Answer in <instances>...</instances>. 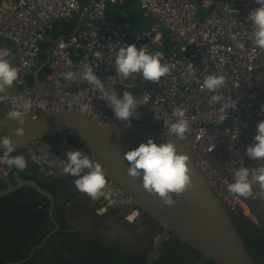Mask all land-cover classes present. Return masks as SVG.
Here are the masks:
<instances>
[{"label": "built area", "instance_id": "1", "mask_svg": "<svg viewBox=\"0 0 264 264\" xmlns=\"http://www.w3.org/2000/svg\"><path fill=\"white\" fill-rule=\"evenodd\" d=\"M137 1L145 19L154 22L146 30L107 12V5L121 6L125 0H0V49H9L10 44L9 50H16L20 70L16 89L7 90L6 99L0 101V118L19 108L26 114L71 109L103 121L118 120L95 87L82 78L87 62L119 97L124 91L136 97L140 105L131 122L140 127L167 132L176 120L174 109L183 108L190 131L180 141L194 152L195 163L229 212L246 215L258 225L246 198L230 193L227 186L234 182L238 168L264 164L246 155L247 147L255 142L256 125L264 121V114H258L264 111V50L254 45L248 21L250 12L260 5L255 0ZM56 24L65 25L66 30L53 39L48 32ZM163 30L178 54L165 53ZM46 40L47 72L37 81L35 72L45 61L41 45ZM238 43L244 47H237ZM130 44L160 53L161 63L171 65L170 74L159 84L144 80L140 73L128 79L117 76L116 53ZM67 72L74 73L76 79H65ZM211 74L226 76L217 93L203 87L204 78ZM110 76L113 79L108 80ZM213 94L224 100L211 105ZM230 98L238 101L237 107L226 110L223 105ZM70 150H79L98 162L97 155L70 134L37 141L25 153L42 175L59 177L65 175L63 167ZM11 171L0 164V180L8 179ZM107 181L99 211L123 210L125 219L133 223L139 213L136 204L115 182ZM248 199L264 216V189L254 184Z\"/></svg>", "mask_w": 264, "mask_h": 264}, {"label": "water", "instance_id": "2", "mask_svg": "<svg viewBox=\"0 0 264 264\" xmlns=\"http://www.w3.org/2000/svg\"><path fill=\"white\" fill-rule=\"evenodd\" d=\"M48 60L49 49L46 50L43 65L35 72L37 81ZM18 127L24 128L23 137L15 135L14 130ZM63 134H70L94 152L105 169L107 180L115 182L134 201L141 215L146 214L162 227L160 242L172 233L201 254L200 263L258 264L234 224V215L213 192L208 179L195 163L194 152L176 137L158 129L140 127L134 122L128 127L126 122L103 121L71 109L31 112L26 114L23 125L16 120L0 118V138L9 136L16 146L15 152H27L35 142L56 140ZM150 138L157 144L172 140L178 153L189 155L188 165L194 187L179 195L172 206H166L157 196L148 194L140 181L127 175L124 153ZM3 152L0 145V154ZM8 184L7 188L0 190V198L23 187H31L41 196L53 200V196L35 180H24L17 185L8 181ZM245 201L264 233V216L252 200L246 198Z\"/></svg>", "mask_w": 264, "mask_h": 264}, {"label": "clouds", "instance_id": "3", "mask_svg": "<svg viewBox=\"0 0 264 264\" xmlns=\"http://www.w3.org/2000/svg\"><path fill=\"white\" fill-rule=\"evenodd\" d=\"M255 2L260 7L250 12L248 21L252 24L254 45L264 50V0H255ZM237 47L243 48L244 45L238 43ZM10 56L9 49H0V101L6 99L4 94L19 78L20 70L13 66ZM161 59L160 53H149L145 47L137 48L135 44L125 45L116 53L114 63L116 74L123 79H128L133 74L140 73L144 80L159 84L161 78L169 75L171 71V65L161 63ZM63 75L69 81L76 79L72 72ZM82 78L95 87L100 93L99 98L106 101L115 117L126 122V126L130 127L131 119L137 115L140 105L136 97L129 91H124L122 98L119 97L115 89L106 87L95 74L93 66L87 62L84 63ZM111 79L113 77H108V80ZM225 82V75L211 74L204 78L203 87L210 93H217ZM223 100L222 95L213 94L209 103L217 105ZM237 103L238 101L230 98L223 107L226 110L235 109ZM258 114H264V111ZM172 115L176 117V120L170 124L166 134L182 140L190 131L186 112L183 108H177ZM25 116L26 111L13 108L7 113L6 118L16 120L23 125ZM14 131L16 136L25 135L23 127H18ZM254 141L253 145L247 147L246 155L253 160L264 161V121L256 125ZM0 145L4 149L3 155L0 156V164L9 168L14 167L18 171H24L27 168L28 162L23 155H12L16 151V146L9 136L0 138ZM124 159L128 165L127 175L140 181L148 194L157 196L166 206L174 205L179 195L194 187L188 165L189 155L178 153L177 146L172 140L157 144L150 138L146 143H141L137 148L124 153ZM63 173L76 177L73 181L76 189L87 194L92 200L95 201L104 196V189L108 183L105 169L101 163L93 162L83 152L79 150L67 152ZM16 181L18 184L22 183L19 176L16 177ZM254 184L264 189V164L253 169L244 166L238 168L234 173V182L227 187L230 193L248 198L252 195Z\"/></svg>", "mask_w": 264, "mask_h": 264}, {"label": "flooded vegetation", "instance_id": "4", "mask_svg": "<svg viewBox=\"0 0 264 264\" xmlns=\"http://www.w3.org/2000/svg\"><path fill=\"white\" fill-rule=\"evenodd\" d=\"M25 171L28 177L24 180H35L53 200L31 187H23L25 198L43 199L48 220L41 223L34 239L37 244L20 259L6 264H214L211 261L200 263L201 254L172 233L160 242L162 227L140 211L133 223L125 219L123 210L101 213L98 209L100 199L94 201L79 192L73 184L76 177L67 174L44 176L30 160ZM19 174L20 171L13 167L8 179L0 180V187L3 185L0 190L8 187V181L17 185L14 180ZM241 216L246 217L243 214L234 216L239 221L238 226ZM242 224L237 228L250 254L258 264H264L263 243L248 225ZM258 231L259 236H264L260 228Z\"/></svg>", "mask_w": 264, "mask_h": 264}, {"label": "trees", "instance_id": "5", "mask_svg": "<svg viewBox=\"0 0 264 264\" xmlns=\"http://www.w3.org/2000/svg\"><path fill=\"white\" fill-rule=\"evenodd\" d=\"M133 3V0H125L124 4L120 7L125 9L126 7L134 6ZM130 14L133 15L134 12ZM65 30V25L56 24L53 30L48 32V36L53 39L58 38L65 33ZM48 45L49 41L47 40L41 45L42 59H45ZM46 72V69H43L40 72V76H44ZM12 155H23L27 162L29 161L28 155L25 152H14ZM27 175V172L24 170L20 171L19 177L23 181L27 179ZM14 183L17 184L16 179ZM1 187H3V185H1ZM23 191H25L24 188L18 190L15 194L0 198V264L14 262L20 259L25 251H30V249L37 244L34 239L37 238V232L41 223L44 219L48 220V213L45 210L46 206L42 202L43 199H36L34 197L25 198L26 195ZM240 218H238L240 219L238 226L237 223L239 221H237L235 217V226L240 229L244 222L264 245V236L258 235L259 228L256 223L247 216H241ZM255 261L258 263L257 259H255Z\"/></svg>", "mask_w": 264, "mask_h": 264}, {"label": "rangeland", "instance_id": "6", "mask_svg": "<svg viewBox=\"0 0 264 264\" xmlns=\"http://www.w3.org/2000/svg\"><path fill=\"white\" fill-rule=\"evenodd\" d=\"M134 1V6H129L126 7L125 9L123 7L120 6H110L107 5V12L111 13V14H115L116 17L120 18V19H127L135 24H137L139 26V28L141 30H146L148 28H150V26L154 23L153 20L151 19H145L144 17V11L143 9H141L140 4L137 0H133ZM134 12L133 15H131L130 13ZM163 33L165 35L166 38V48H165V53L167 54H178L179 50H176L173 48L172 43L168 40V32L163 30ZM8 48L10 49L12 46L10 44L7 45ZM11 52V56L9 57L11 63L13 64V66L16 67L17 65V52L16 50L12 49L10 50ZM16 87L15 85H13L11 88H9V91H13L15 90Z\"/></svg>", "mask_w": 264, "mask_h": 264}, {"label": "bare ground", "instance_id": "7", "mask_svg": "<svg viewBox=\"0 0 264 264\" xmlns=\"http://www.w3.org/2000/svg\"><path fill=\"white\" fill-rule=\"evenodd\" d=\"M99 205H100V203H99ZM96 206H97V204H96ZM112 212V211H111ZM114 212V211H113ZM100 214V213H99ZM104 216V215H103ZM107 216V215H106ZM105 217V216H104ZM109 217H111V215L109 216ZM101 219V218H100ZM102 220V219H101ZM109 222H110V220H109Z\"/></svg>", "mask_w": 264, "mask_h": 264}, {"label": "crops", "instance_id": "8", "mask_svg": "<svg viewBox=\"0 0 264 264\" xmlns=\"http://www.w3.org/2000/svg\"><path fill=\"white\" fill-rule=\"evenodd\" d=\"M99 208V207H98Z\"/></svg>", "mask_w": 264, "mask_h": 264}]
</instances>
